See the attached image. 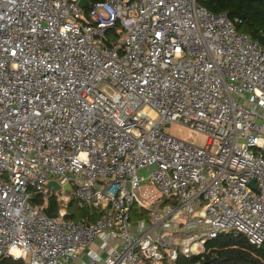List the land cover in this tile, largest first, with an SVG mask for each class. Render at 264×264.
Returning <instances> with one entry per match:
<instances>
[{
  "label": "built area",
  "instance_id": "obj_1",
  "mask_svg": "<svg viewBox=\"0 0 264 264\" xmlns=\"http://www.w3.org/2000/svg\"><path fill=\"white\" fill-rule=\"evenodd\" d=\"M78 1L0 0V257L178 264L221 232L261 246L264 47L198 0Z\"/></svg>",
  "mask_w": 264,
  "mask_h": 264
},
{
  "label": "trees",
  "instance_id": "obj_2",
  "mask_svg": "<svg viewBox=\"0 0 264 264\" xmlns=\"http://www.w3.org/2000/svg\"><path fill=\"white\" fill-rule=\"evenodd\" d=\"M209 12L216 14L226 12L228 17L237 18L235 25L238 31L244 32L250 39L256 40L264 47V0H198ZM106 33H112L107 30ZM106 44L110 45L107 41ZM33 202H42L40 195H34ZM76 204L79 210L88 208V213L82 214L87 221L95 220V213L88 205L79 206L74 198L66 204V217L75 219V214L69 210V205ZM58 207L54 195L47 197L45 210L54 212ZM81 215V216H82ZM0 264H24L21 259L0 257ZM178 264H264V242L261 246L251 244L240 233L221 232L214 238L204 242L203 251L199 255L179 258Z\"/></svg>",
  "mask_w": 264,
  "mask_h": 264
},
{
  "label": "rangeland",
  "instance_id": "obj_3",
  "mask_svg": "<svg viewBox=\"0 0 264 264\" xmlns=\"http://www.w3.org/2000/svg\"><path fill=\"white\" fill-rule=\"evenodd\" d=\"M106 37L108 38L109 41H112L114 39L112 34H110V33L109 34L106 33ZM98 86L104 87L102 83H99ZM162 132L169 134V135H174V136L182 139L183 141H185L191 145H194V146L201 147V146H203V144L205 142V137L201 133H199L195 130H192L190 128L180 126V125L175 124V123H168V124L163 125L162 126ZM139 173H145V170H141V171H139ZM57 194L60 195V197L64 200V207L66 209V204H67L68 200L70 198H73L72 193L67 192V191H57ZM158 207H159L158 204L152 203L150 208L155 210ZM69 210L75 214V217H74L75 219H84L82 214H84V212L88 213V208L79 210L76 208V204L74 205V203H73V205H69ZM131 214H132V212H131ZM138 217H142V216H138ZM183 217H184V214H182V218ZM135 219L136 218H134L132 215L131 220H135ZM91 221H93V219H91Z\"/></svg>",
  "mask_w": 264,
  "mask_h": 264
},
{
  "label": "water",
  "instance_id": "obj_4",
  "mask_svg": "<svg viewBox=\"0 0 264 264\" xmlns=\"http://www.w3.org/2000/svg\"><path fill=\"white\" fill-rule=\"evenodd\" d=\"M78 4L79 6L83 7L85 5V1L84 0H79L78 1ZM250 185H253V181H250ZM45 188L48 189V188H53V189H56L58 190L60 188V186L57 184V182L55 180H49L46 185H45ZM63 190H67L69 191L70 190V187L67 185V184H64L62 186ZM45 213L49 216H54V214H49L47 211H45ZM96 218H98V214L96 215Z\"/></svg>",
  "mask_w": 264,
  "mask_h": 264
}]
</instances>
